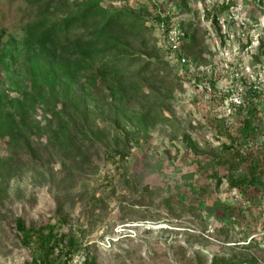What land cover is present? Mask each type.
I'll return each instance as SVG.
<instances>
[{
  "label": "rangeland",
  "instance_id": "rangeland-1",
  "mask_svg": "<svg viewBox=\"0 0 264 264\" xmlns=\"http://www.w3.org/2000/svg\"><path fill=\"white\" fill-rule=\"evenodd\" d=\"M42 1L0 0L6 90L27 88L23 28ZM98 1L141 18L133 53L161 48L157 15L175 18L180 34H194L185 50L190 63L180 67L160 52L168 67L161 81L140 84L146 97L132 89L115 94L104 80L88 105L94 145L80 151L46 148L36 137L30 149L0 141V164L10 166L0 170V264H31L37 256L33 244L22 243L17 219L57 226L91 247L98 264H211L220 257L264 264V0ZM83 2L54 0L50 16L75 14ZM196 66L218 67L215 94H238L243 111L225 108L221 97L196 105L187 78ZM244 117L252 125L247 135ZM243 177L255 181L237 184ZM71 264H82L81 254Z\"/></svg>",
  "mask_w": 264,
  "mask_h": 264
},
{
  "label": "trees",
  "instance_id": "trees-1",
  "mask_svg": "<svg viewBox=\"0 0 264 264\" xmlns=\"http://www.w3.org/2000/svg\"><path fill=\"white\" fill-rule=\"evenodd\" d=\"M53 1L43 0L36 6L34 20L23 28L22 51L30 68L27 88L6 90L0 85V141L15 149H30L34 137L46 148L61 152L94 145V133L86 126L88 105L95 101L104 80L109 79L115 94L118 90L123 96L126 89H132L134 95L146 97L139 90L140 84L161 81L168 67L159 55L164 50L155 45L133 53L130 44L142 34L139 16L106 9L98 0H85L77 13L51 18ZM179 1L184 4L185 0ZM167 20L157 15L160 24ZM2 35L0 31V65L4 55ZM182 35L185 54L186 46L189 51L194 45V34ZM10 92L15 93L11 96ZM241 119V131L247 135L252 125L247 117ZM235 157L241 158L237 154ZM7 168V161L0 164L1 171ZM253 181L254 177H243L236 183L243 186ZM61 224L59 219L58 226ZM15 229L24 245H34L37 256L31 264H71L77 254H81L82 264H98L91 247L82 248L72 235L55 225L26 226L17 219ZM211 264L243 262L220 257L213 258Z\"/></svg>",
  "mask_w": 264,
  "mask_h": 264
},
{
  "label": "built area",
  "instance_id": "built-area-1",
  "mask_svg": "<svg viewBox=\"0 0 264 264\" xmlns=\"http://www.w3.org/2000/svg\"><path fill=\"white\" fill-rule=\"evenodd\" d=\"M163 1L164 0L160 1L159 5H161ZM163 17H168V20L167 23L160 24V47L164 50V52L174 64L180 67H188L190 61L185 56L183 51L185 39L183 35L179 33L176 27V20L175 18L168 16V14L164 15ZM217 68L218 67H214L212 70L207 72V68L196 66L193 69L190 68V72L187 73L188 80L193 84L196 105H199L200 107H206L211 105L215 98L221 97L225 101L223 103L225 108L229 107L232 110L235 108H243L242 100L238 94L229 95V91L227 90L223 91L220 96L215 94L212 88V82L216 81L215 76H220V74L217 73ZM207 108H209V113H213L214 110L210 109V107ZM227 112L229 113V109H227ZM215 117H217V115L213 114V118ZM220 117L221 116L218 115V119L222 118Z\"/></svg>",
  "mask_w": 264,
  "mask_h": 264
}]
</instances>
